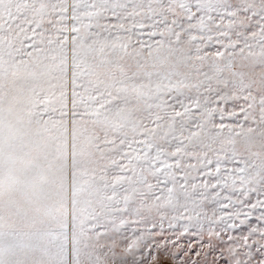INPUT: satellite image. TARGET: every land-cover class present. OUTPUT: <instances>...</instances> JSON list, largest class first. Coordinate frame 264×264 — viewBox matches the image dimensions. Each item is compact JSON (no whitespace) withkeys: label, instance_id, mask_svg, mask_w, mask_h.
Here are the masks:
<instances>
[{"label":"snow or ice","instance_id":"snow-or-ice-1","mask_svg":"<svg viewBox=\"0 0 264 264\" xmlns=\"http://www.w3.org/2000/svg\"><path fill=\"white\" fill-rule=\"evenodd\" d=\"M0 264H264V0H0Z\"/></svg>","mask_w":264,"mask_h":264}]
</instances>
